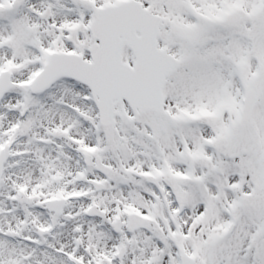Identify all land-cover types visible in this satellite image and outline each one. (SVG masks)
<instances>
[{"label":"snow or ice","instance_id":"6c2138e0","mask_svg":"<svg viewBox=\"0 0 264 264\" xmlns=\"http://www.w3.org/2000/svg\"><path fill=\"white\" fill-rule=\"evenodd\" d=\"M0 264H264V0H0Z\"/></svg>","mask_w":264,"mask_h":264}]
</instances>
